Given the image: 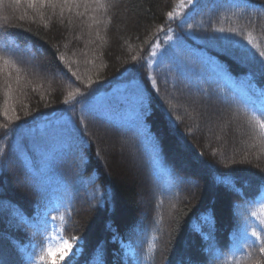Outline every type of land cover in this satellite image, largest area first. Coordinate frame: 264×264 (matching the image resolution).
Wrapping results in <instances>:
<instances>
[{
    "label": "trees",
    "instance_id": "trees-1",
    "mask_svg": "<svg viewBox=\"0 0 264 264\" xmlns=\"http://www.w3.org/2000/svg\"><path fill=\"white\" fill-rule=\"evenodd\" d=\"M60 17L101 38L78 37ZM262 51L264 0H0V264H13L4 243L14 264L264 260L251 235L264 238ZM167 86L236 113L231 128L250 145L226 158L206 147ZM95 127L135 147L151 194L145 216L139 180L114 156L109 167ZM13 165L24 193L6 189ZM226 173L234 188L218 183Z\"/></svg>",
    "mask_w": 264,
    "mask_h": 264
},
{
    "label": "rangeland",
    "instance_id": "rangeland-1",
    "mask_svg": "<svg viewBox=\"0 0 264 264\" xmlns=\"http://www.w3.org/2000/svg\"><path fill=\"white\" fill-rule=\"evenodd\" d=\"M58 13L62 15L61 12ZM57 20L59 24H66V26L68 25V27L76 26L78 29V32H76L78 34V37L90 36V38H88L90 41L91 37L93 36L95 39L101 38V35H99L98 32H94L93 34L89 30V23L76 22L72 19L65 21L63 20V17H60V19ZM22 56L23 57H21L20 55L19 57H21L26 62V64L30 66L29 68L32 71L39 74L41 72L47 73V67L43 60H34L27 54H24ZM165 95V99L170 102L174 109L180 110L181 112L185 111L186 116L192 119V124L195 131L197 133H203L205 137L206 147L213 148L214 151L218 152V155H220L221 157L224 158L226 155L233 156V154L239 153L241 149L250 145L249 139L247 140L246 138H244L245 133L243 129L237 128L236 126L233 128V130L231 128L233 122L236 124L239 123L237 122L239 120L237 114L232 111L226 110L223 105L214 101H205L204 99L187 95L180 88L167 86ZM239 125L240 123L238 124V126ZM95 129L97 143L101 147V150L109 167L110 157L114 156L119 164H123L125 167H127L139 180L140 206L142 209V213L145 216L150 208L151 194L147 185L146 177L142 173L139 159L135 154V147L106 129L97 127H95ZM59 133L60 135H62V131H60ZM176 147L182 151L184 156L185 154H187L185 147H183L182 145ZM16 170L17 168L15 167V165H13V168L11 166V169H9L8 172L10 179L7 180V188L5 187L12 193H16L17 191H24L23 184L21 183L23 181L22 179H20L18 173H16ZM199 174H202V172H200ZM13 188L15 191L13 190ZM68 245L69 244L66 243L63 247V256H67L71 253V251H68ZM3 250L4 253L7 254V256H10L13 264L18 261L17 257L13 255L14 253H12L13 251L10 250V247L7 243H4Z\"/></svg>",
    "mask_w": 264,
    "mask_h": 264
},
{
    "label": "snow or ice",
    "instance_id": "snow-or-ice-1",
    "mask_svg": "<svg viewBox=\"0 0 264 264\" xmlns=\"http://www.w3.org/2000/svg\"><path fill=\"white\" fill-rule=\"evenodd\" d=\"M19 2H20V0H17V3H19ZM37 2H38V0H29V3L31 5H33V6ZM54 2H55V0H39V3L41 5L51 4V3H54ZM63 2L64 3H69L70 0H63ZM73 2H74V0H73ZM193 2H194V0H187V3H193ZM181 6L183 7L184 4L182 3ZM175 15L176 14L173 13V12H169L168 13L169 18H173L174 19ZM219 31H224V29H219ZM229 31L235 33L236 29H230ZM249 43H250V41H249ZM258 56L261 58L260 59V63L264 64V51L259 52ZM147 79H148L150 84L155 82L153 77H147ZM73 95H74L73 93H69L70 97L73 96ZM67 102L68 101H65V103H67ZM260 114L262 116H264V106H262ZM17 119H18V117H17ZM254 119H255V117H254ZM257 123L259 124L261 131L264 132V120L257 119ZM217 180H218V183H221V184H223L226 187H230V188H234L235 187L234 186V178L230 175V173H226L223 176L218 177ZM236 190L238 191V189H236ZM251 215L255 216L256 213L253 212V213H251ZM61 219H63V217H61ZM204 220H205V222L209 223L210 225L212 223H214V221L212 220L211 216L204 217ZM262 223H264V221H262ZM245 234H247V233H245ZM251 235L260 240L259 252L261 254H264V238L261 237V234L256 229L252 230ZM205 238H207V237H205ZM78 239L79 238H77V237H72V240H74V241H78ZM67 247H68V251H71V245H68ZM51 253H52V249L51 248H48V249L44 250L42 252V254L40 255V260L41 261L46 260L49 256H51ZM63 255H64V253L61 254V259L63 258ZM32 260H33V264H35V257H32ZM51 264H56V261L52 260ZM254 264H264V260L257 259V260L254 261Z\"/></svg>",
    "mask_w": 264,
    "mask_h": 264
}]
</instances>
